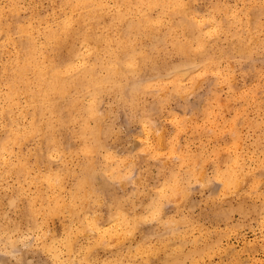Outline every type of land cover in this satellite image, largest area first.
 <instances>
[{"label":"rangeland","instance_id":"1","mask_svg":"<svg viewBox=\"0 0 264 264\" xmlns=\"http://www.w3.org/2000/svg\"><path fill=\"white\" fill-rule=\"evenodd\" d=\"M88 162L116 184L98 202ZM164 247L264 264V0H0V257L158 264Z\"/></svg>","mask_w":264,"mask_h":264},{"label":"bare ground","instance_id":"2","mask_svg":"<svg viewBox=\"0 0 264 264\" xmlns=\"http://www.w3.org/2000/svg\"><path fill=\"white\" fill-rule=\"evenodd\" d=\"M167 2V1H166ZM181 6V5H180ZM104 9V8H103ZM133 17V16H132ZM78 20V19H77ZM142 20V19H141ZM130 22V21H129ZM201 28V27H200ZM208 30V29H207ZM201 34V33H200ZM87 35V34H86ZM59 38V37H58ZM186 45V44H185ZM32 47V46H31ZM186 48V47H185ZM134 51V50H133ZM144 57V56H143ZM191 57V56H190ZM70 59V58H69ZM134 61V60H133ZM146 62V61H145ZM81 64V63H80ZM128 64V63H127ZM132 65V64H131ZM115 67V66H114ZM140 68V67H139ZM74 69V68H73ZM111 69V68H110ZM117 69V68H116ZM137 68H135V69H133V71L134 72H136L137 70H136ZM121 70V68L119 67V69H117V70H114L113 71V73L111 72V75H114V77H117V73H119V71ZM129 70H131L130 68H129ZM154 70V69H153ZM62 71V70H61ZM139 71H141V69H138V77H139ZM185 72V71H184ZM57 74V73H56ZM60 75V74H59ZM142 75V74H141ZM176 75V74H175ZM57 76V75H56ZM63 77V76H62ZM96 77V76H95ZM141 77V76H140ZM174 77V76H173ZM42 79V78H41ZM40 79V80H41ZM100 79V78H99ZM141 79V78H140ZM91 80H92V77H91ZM107 80V79H106ZM111 80V79H110ZM136 80H139L138 78L136 79ZM94 81V80H93ZM112 82H113V80H111ZM142 81V80H141ZM35 83V82H34ZM89 83V82H88ZM40 84V83H39ZM59 84V83H58ZM101 84H103V85H107V84H110V82H107L106 84L104 83V82H102ZM117 84H118V82H117ZM130 84V83H129ZM44 85V84H43ZM98 84H95L94 85V92H99L100 90H101V88H99V86H97ZM113 85V84H112ZM121 85H123V84H121ZM121 85H120V87H121ZM126 85V84H125ZM25 86V85H24ZM92 86V85H91ZM42 87V86H41ZM74 87V86H73ZM100 87H102V86H100ZM106 87V86H105ZM116 87V86H115ZM118 87V86H117ZM25 89V88H24ZM41 89V88H40ZM104 89V88H103ZM121 89H124L123 87L122 88H120V90ZM47 90V89H46ZM55 91V90H54ZM90 92H92V91H90ZM124 92V91H123ZM128 92V91H127ZM48 93V92H47ZM50 93V92H49ZM60 92H58V94H59ZM129 93V92H128ZM61 94H62V92H61ZM64 94V93H63ZM92 94V93H91ZM125 95V94H124ZM135 95V94H134ZM48 96V95H47ZM93 96V95H92ZM131 96V95H130ZM179 96V95H178ZM186 97V96H185ZM96 99V98H95ZM53 101V100H52ZM87 101V100H86ZM133 102V101H132ZM56 103V102H55ZM92 103V102H91ZM135 104V103H134ZM87 113V114H86ZM86 115L88 116L87 117V119L88 120H90V119H92V120H96V123H95V126L94 127H92V126H89L87 123V126H85L86 127V131H89V134L90 135H92V136H94V139H95V137L98 139V133H99V125H100V121L101 120H103L102 118H103V116L101 117L100 116V108H98V105H97V103H96V101H94L91 105H89L88 106V108H87V110H86ZM103 115V114H102ZM85 117V116H84ZM87 120V121H88ZM53 125V124H52ZM84 127V126H83ZM84 127V128H85ZM159 127V126H158ZM157 127V128H158ZM83 128V129H84ZM15 131V130H14ZM23 133V132H22ZM88 133V132H87ZM99 135H100V133H99ZM84 136V135H83ZM22 137V136H21ZM17 138V137H16ZM83 138H86V136L85 137H83ZM86 140V139H85ZM91 140H93V138L91 139ZM99 140V139H98ZM95 142V141H94ZM85 144H87V143H85ZM88 145V144H87ZM94 146V145H93ZM89 149H87V150H89L88 151V153L90 154V151H92V149L90 148V147H88ZM95 149V148H94ZM184 152V151H183ZM185 155V154H184ZM85 164H87V163H85ZM88 164L90 165V166H88ZM88 164L87 165H84V166H82L83 167V170H84V172H85V174H84V176H82V181H81V183H80V187L81 188H85V187H88V189H90V192H89V194H93V195H95V198H94V200L95 201H97V197H100V196H102V195H105V194H107V193H111V191H115V189H116V187L114 186V185H116V184H114L113 183V181L108 177V176H105V175H103V174H101V176L100 177H96V174H94L93 172H92V170H91V164L88 162ZM83 172V171H82ZM112 172V171H111ZM202 175L204 176V172H202ZM89 176H91V178L89 177ZM94 178V179H93ZM98 178H99V180H98ZM225 178V177H224ZM227 178V177H226ZM117 179H118V181H125L126 182V180H123L122 179V177H120V176H117ZM124 179H126V178H124ZM203 179V178H202ZM55 181H56V179H54ZM96 180V186H95V184H94V181ZM54 181V182H55ZM116 181V180H115ZM117 181V183H118V185L120 184L119 182ZM203 181V180H202ZM51 182V181H50ZM125 182H122L123 184H125L126 185V183ZM225 182V181H224ZM230 182V181H229ZM56 183V182H55ZM54 183V184H55ZM121 183V184H122ZM226 183H228L227 181H226ZM225 183V184H226ZM231 183V182H230ZM53 184V183H52ZM54 184H53V186H54ZM104 184H106V185H104ZM114 184V185H113ZM123 184H122V186H123ZM225 184H223L224 185V187L226 188V185ZM231 184H233V183H231ZM230 184V185H231ZM237 184V183H236ZM235 185V184H234ZM79 186V185H78ZM93 187H95V188H93ZM119 187H121L120 185H119ZM223 187V188H224ZM125 188V187H124ZM179 189V188H178ZM80 190V189H79ZM228 191V190H227ZM163 193V192H162ZM179 193V192H178ZM178 193H177V196H178ZM85 194V193H84ZM176 195V194H175ZM112 196V195H111ZM116 196V195H115ZM161 196V195H160ZM79 197V196H78ZM81 197V196H80ZM83 197H85V199H86V196H84L83 195ZM83 197H81V199H83L84 200V198ZM114 198V197H113ZM54 199V198H53ZM121 199V198H120ZM98 200H99V198H98ZM101 200V199H100ZM106 200V199H105ZM87 201V200H86ZM83 202V201H82ZM81 202V203H82ZM88 202V201H87ZM98 202V201H97ZM157 202V201H156ZM163 202V201H162ZM64 203V202H63ZM100 203V202H99ZM102 203V202H101ZM100 203V204H101ZM112 204V203H111ZM160 204H161V202H160ZM99 205V204H98ZM123 205V204H122ZM162 206H163V204H161ZM161 205H158L159 206V208L161 207ZM112 206V205H111ZM64 207V206H63ZM68 207V206H67ZM85 207V206H84ZM57 208V207H56ZM123 208V207H122ZM164 208V207H163ZM162 208V209H163ZM162 209H160V210H162ZM121 210V209H120ZM121 211H122V213H121ZM121 211H119V213H117L118 215H119V218H123L124 216H125V214H127L128 215V212L127 211H123V210H121ZM155 211H157V209L155 210ZM159 211V210H158ZM163 211V210H162ZM90 213V212H89ZM158 213V212H157ZM161 212H159L158 214H160ZM154 214V213H153ZM129 215H130V213H129ZM161 215V214H160ZM156 216H157V214H156ZM159 216V215H158ZM155 217V216H154ZM113 218H115V217H113ZM118 218V217H117ZM95 219L96 220H94V221H92V225H94L95 226V228L96 227H98V217L96 216L95 217ZM116 219V218H115ZM153 222V221H152ZM167 222V221H166ZM169 222V221H168ZM137 223H138V221H137ZM140 223V222H139ZM100 224V223H99ZM165 225H166V223H164ZM163 224V225H164ZM100 226V225H99ZM177 226V225H176ZM137 228H138V224H137V226H136ZM94 228V227H93ZM137 230V229H136ZM91 231H93V230H91ZM101 232V231H100ZM111 235V234H110ZM114 237V236H113ZM174 238V237H173ZM174 240V239H173ZM171 241V240H170ZM15 244V243H14ZM12 245V244H11ZM70 246V245H69ZM13 247V246H12ZM156 248V247H155ZM165 248V247H164ZM163 248V249H164ZM166 248H168V247H166ZM165 248V250H164V253H162V254H160L161 252H162V250L163 249H161V252L159 251V249H158V251L160 252V253H158V254H160V255H153L154 257L155 256H157V258H158V264H168V260H169V258L171 259L172 258V256H168V250ZM169 249V248H168ZM178 249V248H177ZM180 249V248H179ZM14 250V249H13ZM148 251V250H147ZM154 251V249L153 250H151V252H153ZM157 251V249H156V253L158 252ZM165 251H167V252H165ZM169 251H170V249H169ZM175 251V250H174ZM151 252H150V254H151ZM154 252V253H155ZM170 252H172V250L170 251ZM149 253H148V255H150ZM172 254H173V252H172ZM172 254H170V255H172ZM88 255V254H87ZM147 255V256H148ZM2 256V255H1ZM151 256V255H150ZM150 256H148L147 257V259H150L149 257ZM152 256V257H153ZM5 257V256H4ZM4 257H0V264H6V258H4ZM86 257V256H85ZM175 257V256H174ZM177 257V256H176ZM180 257V256H179ZM20 258V257H19ZM21 259V258H20ZM145 260V261H150V260ZM175 259H178V257L177 258H175ZM176 261V260H175ZM170 262H172V261H170ZM146 263V262H145Z\"/></svg>","mask_w":264,"mask_h":264}]
</instances>
